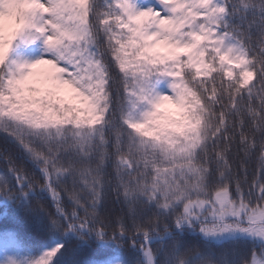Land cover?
I'll return each instance as SVG.
<instances>
[{
    "label": "snow or ice",
    "instance_id": "obj_1",
    "mask_svg": "<svg viewBox=\"0 0 264 264\" xmlns=\"http://www.w3.org/2000/svg\"><path fill=\"white\" fill-rule=\"evenodd\" d=\"M0 160V264H264V0H0Z\"/></svg>",
    "mask_w": 264,
    "mask_h": 264
},
{
    "label": "trees",
    "instance_id": "obj_2",
    "mask_svg": "<svg viewBox=\"0 0 264 264\" xmlns=\"http://www.w3.org/2000/svg\"><path fill=\"white\" fill-rule=\"evenodd\" d=\"M116 71H119V68L117 67ZM203 75V73L201 74ZM257 78L255 76L252 77V79L249 81L250 84L255 83ZM256 104H259V100L255 101ZM243 158V154L241 153L240 156L235 157V162L238 164L240 163L241 159ZM31 163V162H30ZM4 162L0 160V174L3 173L4 170ZM249 173H251L256 168V161L253 158L252 160H249L247 164ZM33 175H35V172H32ZM112 200H115V196L113 195ZM109 207L113 208L115 210H119L118 204H112L109 203ZM16 225V221L14 218V210L11 206L5 205L4 203H0V229H3L5 227H14ZM111 235V233H109ZM132 244V241H129V246ZM150 247H155V245H149ZM253 251H260L259 246L257 245L255 248H253Z\"/></svg>",
    "mask_w": 264,
    "mask_h": 264
}]
</instances>
